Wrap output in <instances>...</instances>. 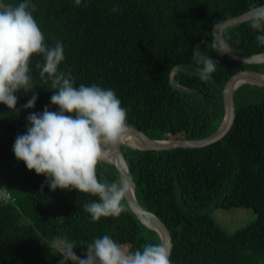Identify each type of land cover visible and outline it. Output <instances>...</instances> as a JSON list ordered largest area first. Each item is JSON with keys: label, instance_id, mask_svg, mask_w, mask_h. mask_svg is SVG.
<instances>
[{"label": "trees", "instance_id": "1", "mask_svg": "<svg viewBox=\"0 0 264 264\" xmlns=\"http://www.w3.org/2000/svg\"><path fill=\"white\" fill-rule=\"evenodd\" d=\"M17 4L20 0H5ZM46 43L60 40L75 86L112 89L128 110L132 129L151 140L208 137L220 126L222 89L242 72L264 74V64L246 65L219 55L210 44L219 23L264 5V0H32ZM118 6L119 12L111 9ZM249 21L223 30L225 42L244 55L264 53ZM199 47L217 62L201 81L192 60ZM32 58L33 92L16 93L18 113L0 104V264H60L57 238L75 245L78 257L95 238L110 235L129 250L160 243L156 233L127 211L93 221L84 211L95 197L76 190L52 191L44 176L18 162L13 145L27 130L30 113H42L54 91ZM234 119L228 134L200 149L139 150L120 147L134 181L137 203L156 216L172 239V264H264V87L245 83L233 92ZM109 182L119 179L110 161L98 167ZM44 184L43 190L41 185ZM208 209H248L256 220L225 232Z\"/></svg>", "mask_w": 264, "mask_h": 264}, {"label": "clouds", "instance_id": "2", "mask_svg": "<svg viewBox=\"0 0 264 264\" xmlns=\"http://www.w3.org/2000/svg\"><path fill=\"white\" fill-rule=\"evenodd\" d=\"M81 2L75 0L77 6ZM35 11L32 0L17 4L0 0V104L18 113L16 93H34L32 58L40 56L43 63L36 67L45 83L50 82L54 90L50 103L59 111L46 106L42 113H30L26 133L15 139L14 156L28 171L44 176L50 190L74 189L95 197L83 205L93 221L119 217L127 211L125 202L134 190V181L123 176L109 182L100 177L98 167L110 159L114 147L134 134L128 110L110 88L75 86L71 71L60 70L65 60L63 43L58 39L52 45L46 43ZM111 11L120 9L114 6ZM248 15L250 27L260 33L256 40L264 45V5L251 9ZM210 46L219 55L229 51L227 43L217 39ZM192 60L198 66L199 79L209 81L217 62L198 46L193 48ZM36 100L34 93L23 108L32 109ZM0 192L7 190L0 188ZM54 246L62 257L60 264H172L170 248L162 242L146 243L132 251L105 234L88 243L82 257L75 254L76 247L68 239L57 238Z\"/></svg>", "mask_w": 264, "mask_h": 264}, {"label": "water", "instance_id": "3", "mask_svg": "<svg viewBox=\"0 0 264 264\" xmlns=\"http://www.w3.org/2000/svg\"><path fill=\"white\" fill-rule=\"evenodd\" d=\"M249 11L235 17L219 23L213 30V36L215 40L225 42L223 37V30L225 28L242 24L249 21ZM228 45V44H227ZM228 50L224 53L231 59L238 61L246 65H260L264 64V53L254 55H244L234 51L228 45ZM248 83L257 86L264 87V74L258 72H242L231 77L224 85L222 89V98L224 105V115L222 122L218 129L209 135L208 137L196 140L186 139H166V140H151L145 138L137 131L133 130V135L129 138L133 142V147L139 150H163L170 148H181V149H200L212 145L222 140L230 131L233 125L234 119V100L233 92L241 85ZM117 169L119 179L123 176H130L132 174L128 168V165L121 154L119 145L114 147L111 151V157L109 160ZM125 164L127 167H125ZM130 211L135 215L137 220L147 229L155 232L162 243L172 248V239L167 227L154 215L143 209L135 200L133 192L130 194L126 201Z\"/></svg>", "mask_w": 264, "mask_h": 264}, {"label": "rangeland", "instance_id": "4", "mask_svg": "<svg viewBox=\"0 0 264 264\" xmlns=\"http://www.w3.org/2000/svg\"><path fill=\"white\" fill-rule=\"evenodd\" d=\"M125 144L132 143L125 142L124 144H120V146ZM200 214L209 215L227 233L244 228L256 220V215L248 209H208Z\"/></svg>", "mask_w": 264, "mask_h": 264}, {"label": "built area", "instance_id": "5", "mask_svg": "<svg viewBox=\"0 0 264 264\" xmlns=\"http://www.w3.org/2000/svg\"><path fill=\"white\" fill-rule=\"evenodd\" d=\"M9 196L5 194L4 192H0V199H8Z\"/></svg>", "mask_w": 264, "mask_h": 264}, {"label": "bare ground", "instance_id": "6", "mask_svg": "<svg viewBox=\"0 0 264 264\" xmlns=\"http://www.w3.org/2000/svg\"><path fill=\"white\" fill-rule=\"evenodd\" d=\"M126 142H130V143H132L133 144V142L131 141V139H128ZM125 143V142H124ZM124 143H122V144H124ZM133 194H134V191H133ZM134 198H135V195H134ZM135 200H136V198H135ZM142 225V224H141ZM151 231V230H150ZM155 233V232H154ZM159 237V236H158ZM160 239V238H159ZM160 242H161V240H160ZM52 247H55L54 246V243H53V245H52Z\"/></svg>", "mask_w": 264, "mask_h": 264}]
</instances>
